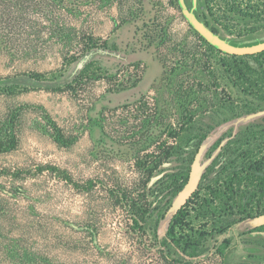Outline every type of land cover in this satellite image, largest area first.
<instances>
[{
	"label": "rangeland",
	"instance_id": "374dc122",
	"mask_svg": "<svg viewBox=\"0 0 264 264\" xmlns=\"http://www.w3.org/2000/svg\"><path fill=\"white\" fill-rule=\"evenodd\" d=\"M0 264H264V53L177 0H0Z\"/></svg>",
	"mask_w": 264,
	"mask_h": 264
},
{
	"label": "water",
	"instance_id": "95a60500",
	"mask_svg": "<svg viewBox=\"0 0 264 264\" xmlns=\"http://www.w3.org/2000/svg\"><path fill=\"white\" fill-rule=\"evenodd\" d=\"M182 14L189 25L217 50L229 55H252L264 52V34L254 38L224 37L213 30L196 14V0L189 7L186 0H178Z\"/></svg>",
	"mask_w": 264,
	"mask_h": 264
},
{
	"label": "flooded vegetation",
	"instance_id": "af4514ba",
	"mask_svg": "<svg viewBox=\"0 0 264 264\" xmlns=\"http://www.w3.org/2000/svg\"><path fill=\"white\" fill-rule=\"evenodd\" d=\"M207 2H211L209 4L208 10H201L200 0H196V14L199 16V18L203 21H205L213 30H215L217 33H219L221 36L229 37L224 34L222 31L225 29L226 26H231L234 23V26H243L247 27L249 30H255L253 33L244 34L240 37H233V38H254L258 35L264 34V0H250V3L248 0H239L238 3L242 2L244 3V7L249 8L251 11V19L248 20H233L230 19V17H218L213 11H214V3L216 0H206ZM231 4L236 2L235 0L229 1ZM255 3V4H254ZM193 6V4H192ZM244 12V11H243ZM244 17H246L245 14H243Z\"/></svg>",
	"mask_w": 264,
	"mask_h": 264
},
{
	"label": "trees",
	"instance_id": "16d2710c",
	"mask_svg": "<svg viewBox=\"0 0 264 264\" xmlns=\"http://www.w3.org/2000/svg\"><path fill=\"white\" fill-rule=\"evenodd\" d=\"M178 1V0H177ZM196 32V31H195ZM196 35L198 37L199 40L203 41L206 45H208L210 48H213V49H216L214 48L213 46H211L207 41H205V39L203 37H201L197 32H196ZM219 51V50H218ZM264 52H261V53H257V54H262ZM226 54V53H225ZM229 55V54H228ZM252 55H256V54H252ZM231 56H245V55H231ZM56 141L60 144H69L68 140L66 139L64 133L62 132L61 129H59L58 127H56ZM164 148H162L161 150V153L158 155V158L159 160L156 162L155 165H152V166H149L148 165V168L146 169V173L145 175H147V181H150L151 178L153 177V175L155 174V170L157 169V167L167 161L169 158H170V155H171V147L170 146H163ZM121 194V192H120ZM130 197L126 192L122 193L121 195V199L118 200V203H120L122 201V199L124 200V204L125 205H129L130 209L133 211V221L139 225L140 221L144 219V214L146 213V209H144V211L142 210V206L138 205L137 202L133 201L131 202L130 201ZM89 232H91L94 237H95V230L92 229L91 227H87Z\"/></svg>",
	"mask_w": 264,
	"mask_h": 264
}]
</instances>
